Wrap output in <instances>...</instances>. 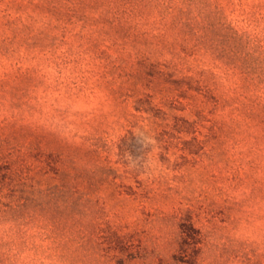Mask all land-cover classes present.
Instances as JSON below:
<instances>
[{
	"label": "rangeland",
	"instance_id": "rangeland-1",
	"mask_svg": "<svg viewBox=\"0 0 264 264\" xmlns=\"http://www.w3.org/2000/svg\"><path fill=\"white\" fill-rule=\"evenodd\" d=\"M196 21L192 39L167 32L168 50L108 40L96 62L41 36L13 45L26 58L0 74V264H264V125L230 111L225 61L192 44ZM153 52L174 84L132 72ZM184 224L199 242L183 244Z\"/></svg>",
	"mask_w": 264,
	"mask_h": 264
},
{
	"label": "trees",
	"instance_id": "trees-1",
	"mask_svg": "<svg viewBox=\"0 0 264 264\" xmlns=\"http://www.w3.org/2000/svg\"><path fill=\"white\" fill-rule=\"evenodd\" d=\"M172 5L176 14L167 22L164 18ZM155 11L162 14L150 20L148 12ZM0 15V74L11 68L6 61L26 58L13 45L31 40L37 44L38 36L47 39L49 45L60 41L72 58L96 62L104 55L108 40L131 48L138 39L142 45H162L168 50L175 40L168 38L166 34L173 35L167 32L174 26L189 28L192 39L197 31H193L196 28L191 20H197L206 32L196 36L192 44L213 45V57L220 65L225 61L231 87L237 93L230 111L241 107L249 120L256 118L264 125V0H0ZM144 21L150 28L143 27ZM49 45L44 44L43 49ZM132 59V72H138L147 82L165 78L175 83L178 68L168 64L161 52L135 54ZM145 88L137 101L150 104L148 98L155 87H147L149 91ZM237 102L241 106H236ZM232 120L238 122L239 118L232 116ZM46 157L52 159L50 154ZM4 168L0 164V171ZM182 229L183 244L193 238L195 241V227L184 224Z\"/></svg>",
	"mask_w": 264,
	"mask_h": 264
}]
</instances>
